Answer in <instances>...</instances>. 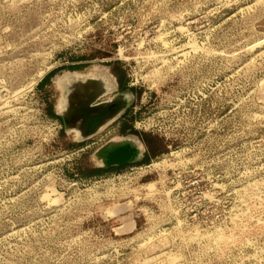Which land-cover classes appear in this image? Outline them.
Here are the masks:
<instances>
[{
	"label": "rangeland",
	"instance_id": "rangeland-1",
	"mask_svg": "<svg viewBox=\"0 0 264 264\" xmlns=\"http://www.w3.org/2000/svg\"><path fill=\"white\" fill-rule=\"evenodd\" d=\"M104 70L82 140L58 83ZM0 264H264V0H0Z\"/></svg>",
	"mask_w": 264,
	"mask_h": 264
},
{
	"label": "water",
	"instance_id": "water-1",
	"mask_svg": "<svg viewBox=\"0 0 264 264\" xmlns=\"http://www.w3.org/2000/svg\"><path fill=\"white\" fill-rule=\"evenodd\" d=\"M76 89L75 94L69 97L67 110L60 115L66 128L76 125L79 127V138L82 140L93 136L102 126L119 117L131 99L130 91H126L114 94L109 99L99 100L109 90H104L97 80H88L84 87L77 85ZM140 153L139 142L128 136L104 143L94 155L101 159L103 167H109L136 162L140 158Z\"/></svg>",
	"mask_w": 264,
	"mask_h": 264
},
{
	"label": "bare ground",
	"instance_id": "bare-ground-1",
	"mask_svg": "<svg viewBox=\"0 0 264 264\" xmlns=\"http://www.w3.org/2000/svg\"><path fill=\"white\" fill-rule=\"evenodd\" d=\"M94 78H89V76H82L77 73H70L69 75L63 76L62 80H60V83H58L59 86L61 85L60 89L62 90L61 97L58 100V109L62 112L67 110L69 106V97L72 94H75L77 90L76 85H81L82 87H84L85 83H87L88 80H97L98 82H100V84H102L104 90H110L114 86L112 77L105 70L96 74ZM68 129L73 130L76 136L80 137V130L77 125L74 127L72 126L71 128L68 127ZM95 159L98 162H101V159H97L96 157Z\"/></svg>",
	"mask_w": 264,
	"mask_h": 264
},
{
	"label": "trees",
	"instance_id": "trees-1",
	"mask_svg": "<svg viewBox=\"0 0 264 264\" xmlns=\"http://www.w3.org/2000/svg\"><path fill=\"white\" fill-rule=\"evenodd\" d=\"M69 68L72 69V68H76V67H75V66H70ZM120 86H121V84H120ZM56 117H57V116H56ZM57 118H58V117H57ZM98 171H100V169H99V170H98V169L94 170L93 173H97Z\"/></svg>",
	"mask_w": 264,
	"mask_h": 264
}]
</instances>
